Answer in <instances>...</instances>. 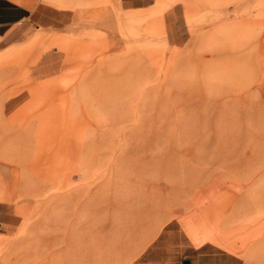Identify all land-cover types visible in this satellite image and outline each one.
<instances>
[{"label": "rangeland", "instance_id": "rangeland-1", "mask_svg": "<svg viewBox=\"0 0 264 264\" xmlns=\"http://www.w3.org/2000/svg\"><path fill=\"white\" fill-rule=\"evenodd\" d=\"M27 1L0 264H264V0Z\"/></svg>", "mask_w": 264, "mask_h": 264}, {"label": "crops", "instance_id": "crops-1", "mask_svg": "<svg viewBox=\"0 0 264 264\" xmlns=\"http://www.w3.org/2000/svg\"><path fill=\"white\" fill-rule=\"evenodd\" d=\"M32 6L33 4L27 0H0V36L7 34L11 29L19 27L29 21L34 14ZM193 233L199 238L197 242L200 244L207 241L215 243L212 240L215 238L212 231H195ZM215 244L221 246V244Z\"/></svg>", "mask_w": 264, "mask_h": 264}, {"label": "water", "instance_id": "water-1", "mask_svg": "<svg viewBox=\"0 0 264 264\" xmlns=\"http://www.w3.org/2000/svg\"><path fill=\"white\" fill-rule=\"evenodd\" d=\"M182 263H183V264H190V260H189V259H183V260H182Z\"/></svg>", "mask_w": 264, "mask_h": 264}]
</instances>
